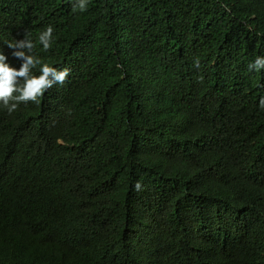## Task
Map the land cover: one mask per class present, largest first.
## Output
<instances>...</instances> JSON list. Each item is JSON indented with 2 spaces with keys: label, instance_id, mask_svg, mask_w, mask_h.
Returning <instances> with one entry per match:
<instances>
[{
  "label": "trees",
  "instance_id": "1",
  "mask_svg": "<svg viewBox=\"0 0 264 264\" xmlns=\"http://www.w3.org/2000/svg\"><path fill=\"white\" fill-rule=\"evenodd\" d=\"M75 3L0 0L70 69L0 102V264H264V0Z\"/></svg>",
  "mask_w": 264,
  "mask_h": 264
},
{
  "label": "clouds",
  "instance_id": "2",
  "mask_svg": "<svg viewBox=\"0 0 264 264\" xmlns=\"http://www.w3.org/2000/svg\"><path fill=\"white\" fill-rule=\"evenodd\" d=\"M79 9L81 12L87 10V0H76L73 5V10ZM54 28L52 25L47 26L39 35V42L43 45L45 51L51 47V39ZM10 49H13L12 55L17 59L22 60V65L19 68L12 67L7 63V56L0 52V102L11 115L21 102L39 103V97L44 92L59 83L63 84L69 75L70 69L64 68L58 70L55 67H50L48 64H43L40 68L39 75H30L31 69L40 64L39 59L35 58L31 53L35 47L33 40L26 33L23 39L15 42L7 43ZM198 65V62H197ZM264 69V56H257L256 59L248 64V70L260 71ZM23 80V86L20 81ZM18 93V95H14ZM259 107L264 109V97L259 101ZM136 189H140L139 182L135 185Z\"/></svg>",
  "mask_w": 264,
  "mask_h": 264
}]
</instances>
